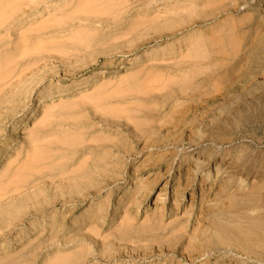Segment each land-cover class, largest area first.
Wrapping results in <instances>:
<instances>
[{
    "label": "rangeland",
    "instance_id": "374dc122",
    "mask_svg": "<svg viewBox=\"0 0 264 264\" xmlns=\"http://www.w3.org/2000/svg\"><path fill=\"white\" fill-rule=\"evenodd\" d=\"M0 264H264V0H0Z\"/></svg>",
    "mask_w": 264,
    "mask_h": 264
},
{
    "label": "bare ground",
    "instance_id": "6f19581e",
    "mask_svg": "<svg viewBox=\"0 0 264 264\" xmlns=\"http://www.w3.org/2000/svg\"><path fill=\"white\" fill-rule=\"evenodd\" d=\"M91 74L89 73V74H87V75H84V74H82L79 78H80V83H82L86 78L88 79V77L89 78H91V76H90ZM77 83H78V80H76V79H72V80H70L66 85L65 84H60V83H51L47 88H45L44 89V91H43V94H48V93H51V92H61V91H63V90H65V89H69V88H71V87H74V86H76L77 85ZM64 87H66V88H64ZM226 92V91H225ZM227 93H228V91H227ZM224 94V93H223ZM222 94V95H223ZM217 96H218V94H217ZM248 96H250V98H253V94H251V93H249V95ZM224 100V99H223ZM224 104H223V103ZM238 103V98H236V99H234L231 103H229V102H224V101H221V103H219V112H220V115L221 114H224L225 112H226V110L227 109H232L233 107H235L236 105H240V103L239 104H237ZM250 103H251V99H250ZM29 104V101H27V105ZM221 104V105H220ZM223 104V105H222ZM227 106H229V108H227ZM26 107V106H25ZM239 108V107H238ZM236 110H238V109H236ZM16 131H17V129H16ZM12 145H14V141H12V142H10V144H9V147L6 149V151L8 152V154H7V156L9 155V154H11V152H12V148H11V146ZM5 151V152H6ZM183 196V193L182 192H178L177 193V198L179 199L180 197H182ZM177 202H179V201H177ZM161 210V209H160ZM162 211H160V213H161ZM35 224V223H34ZM32 225H33V223H31L30 224V226L32 227ZM199 230L201 231V232H204V228L203 227H200L199 228ZM8 232H10V231H8ZM4 238V237H3ZM135 252L137 253V254H142V253H144L145 252V247L143 248V247H137L136 249H135Z\"/></svg>",
    "mask_w": 264,
    "mask_h": 264
}]
</instances>
